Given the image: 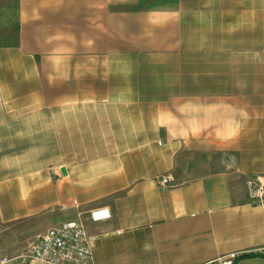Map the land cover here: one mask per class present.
Listing matches in <instances>:
<instances>
[{
    "label": "crops",
    "instance_id": "1",
    "mask_svg": "<svg viewBox=\"0 0 264 264\" xmlns=\"http://www.w3.org/2000/svg\"><path fill=\"white\" fill-rule=\"evenodd\" d=\"M140 2L0 0V264L79 216L94 264H264V0Z\"/></svg>",
    "mask_w": 264,
    "mask_h": 264
},
{
    "label": "built area",
    "instance_id": "2",
    "mask_svg": "<svg viewBox=\"0 0 264 264\" xmlns=\"http://www.w3.org/2000/svg\"><path fill=\"white\" fill-rule=\"evenodd\" d=\"M171 182H173L171 175L158 180L162 188H167ZM245 190L249 204L259 207L264 214V174L249 177L245 182ZM109 218L110 213L107 209L91 212V219L95 222ZM92 247L93 238L79 216L48 229L31 241L26 257L41 264H94ZM260 251L264 253V247ZM1 264H5L4 260Z\"/></svg>",
    "mask_w": 264,
    "mask_h": 264
},
{
    "label": "rangeland",
    "instance_id": "3",
    "mask_svg": "<svg viewBox=\"0 0 264 264\" xmlns=\"http://www.w3.org/2000/svg\"><path fill=\"white\" fill-rule=\"evenodd\" d=\"M5 2L12 9V7H13V0H5ZM140 3H142V0H141ZM51 82H53V85H52V87H53V97H54L55 100H58V99L60 100L61 99L60 95H61L62 91L65 92V83L63 82V80H61V79H55V78H53L51 80ZM56 155H58V152L55 151V156ZM28 245H27V247H28ZM27 247H26V250H27ZM3 259H6V258H3Z\"/></svg>",
    "mask_w": 264,
    "mask_h": 264
},
{
    "label": "trees",
    "instance_id": "4",
    "mask_svg": "<svg viewBox=\"0 0 264 264\" xmlns=\"http://www.w3.org/2000/svg\"><path fill=\"white\" fill-rule=\"evenodd\" d=\"M250 257H252V255H244V256H241L239 259H244V258H250Z\"/></svg>",
    "mask_w": 264,
    "mask_h": 264
},
{
    "label": "water",
    "instance_id": "5",
    "mask_svg": "<svg viewBox=\"0 0 264 264\" xmlns=\"http://www.w3.org/2000/svg\"><path fill=\"white\" fill-rule=\"evenodd\" d=\"M61 173L65 175V170L63 168L61 169Z\"/></svg>",
    "mask_w": 264,
    "mask_h": 264
}]
</instances>
